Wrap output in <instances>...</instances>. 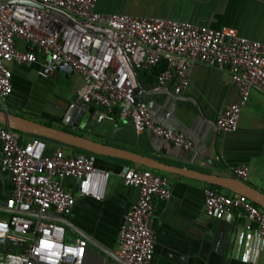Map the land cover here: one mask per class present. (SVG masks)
Returning <instances> with one entry per match:
<instances>
[{"label":"built area","instance_id":"2783aa9c","mask_svg":"<svg viewBox=\"0 0 264 264\" xmlns=\"http://www.w3.org/2000/svg\"><path fill=\"white\" fill-rule=\"evenodd\" d=\"M96 2L0 0V109H6L5 100L12 93L10 65L29 67L38 62L39 54H50L51 65L65 63L81 77L76 98L85 105L88 120L113 121L118 111L136 133L147 132L192 151L190 140L156 123L145 101L146 91L136 80L138 72L166 59L158 84L166 88L173 80L172 91L179 95L188 85L193 65L225 70L239 96L217 114L215 125L221 132L236 130L252 89L264 92V43L229 27L211 29L160 17L102 14L95 10ZM22 135L25 138L0 126V166L13 185L5 203L11 215L0 220V239L21 246L16 252L0 253V264H80L85 239L66 242V227L44 217L66 218L84 197L101 201L110 173L96 168L94 154L65 153L36 137L22 140ZM119 174L125 186L138 190V198L122 217L116 256L122 264H150L156 245L151 227L154 201L171 197L168 181L148 169L129 166ZM232 174L245 182L248 169L237 165ZM67 178L76 181L73 190L63 187ZM203 208L209 218L244 217L254 227L253 236L264 239V210L245 198L207 188ZM249 251L246 248L244 258Z\"/></svg>","mask_w":264,"mask_h":264},{"label":"crops","instance_id":"0c3cea01","mask_svg":"<svg viewBox=\"0 0 264 264\" xmlns=\"http://www.w3.org/2000/svg\"><path fill=\"white\" fill-rule=\"evenodd\" d=\"M95 10L102 14L160 17L211 29L229 27L240 36L264 43V0H97ZM38 63L30 68L10 65L13 78L23 80ZM166 68L167 61L162 58L151 69L138 72L136 80L146 91L145 101L156 123L190 140L192 151L174 147L147 132L136 133L131 122L119 115L113 121L95 122L86 118L85 109L78 122H73L71 113L63 122L67 107L82 89L80 76L69 101L50 99L40 92L36 99L27 102L23 111L11 112L7 106L3 110L69 133L81 131L83 137L202 174L235 178L232 168L245 165L248 169L245 182L264 194V92L252 89L236 130L221 132L216 128L215 118L239 96L228 73L195 64L188 71L187 87L175 95L173 80L166 88L158 84V76ZM41 74V77L49 75ZM51 147L70 153L55 143ZM95 165L110 173L104 197L101 201L89 197L76 201L65 218L71 226H65V241L73 243L84 235L98 245L85 240V255L80 264H119L116 256L119 226L138 198V190L125 186L119 172L124 166L142 167L100 156L96 157ZM160 176L167 179L171 197L154 201L151 227L156 245L150 264H264V239L253 236L254 227L244 217L205 215L203 192L210 188L209 184L174 174ZM75 183L69 178L62 181L67 190H73ZM12 189L10 174L0 166V220L11 215L5 203ZM216 191L232 194L225 189ZM248 247L250 251L244 258ZM16 251L11 248L10 252ZM8 252L7 245L0 244V253Z\"/></svg>","mask_w":264,"mask_h":264},{"label":"water","instance_id":"95a60500","mask_svg":"<svg viewBox=\"0 0 264 264\" xmlns=\"http://www.w3.org/2000/svg\"><path fill=\"white\" fill-rule=\"evenodd\" d=\"M34 53L38 55L37 49H34ZM41 67L43 68V72H42L43 75L48 74L49 67L52 69V71H56L57 73H62L65 78L69 77L71 74L74 73L71 67L65 63L60 65H51L50 54H47L45 56L44 61L41 64ZM73 104L70 106V109L66 111L63 118V122H65V119L68 117L70 113L72 114L73 122H78L79 119L81 118L83 111L86 108L85 105L78 104L77 98L73 99ZM69 125H72V122H70ZM0 126L18 132L20 134L36 136L49 141H54L65 146H69L90 154H94L96 156L119 159L148 170H152L160 173H166V174L179 175L186 178L195 179L212 186H217L233 194H237L245 198L252 204L264 210V194L252 188L246 182L241 181L237 178L207 175L199 172L190 171L188 169L169 166L151 157L140 155L125 149L113 147L101 143L99 141L83 137L81 135H76L73 133L60 130L55 127L43 125L38 122L32 121L26 117L10 113L9 111L3 109H0ZM44 218L48 220L56 221L58 223L63 224L64 226L71 227L65 218H60V217H44ZM82 237L85 240H87V242L90 243L91 245L98 247V245L90 238H87L84 235H82ZM0 244L3 247L7 245V249L10 252L11 245L15 244V242L0 239ZM117 262L119 264H122V262L118 259Z\"/></svg>","mask_w":264,"mask_h":264},{"label":"rangeland","instance_id":"374dc122","mask_svg":"<svg viewBox=\"0 0 264 264\" xmlns=\"http://www.w3.org/2000/svg\"><path fill=\"white\" fill-rule=\"evenodd\" d=\"M44 58L45 56L42 54L38 55L37 59L39 63L36 65V69L33 71L29 70L30 72H28V75L25 76L23 80H16L14 78L12 79V93L7 98V100H5V105L9 110H11V112L23 111V108L26 106L27 102H31L32 100L36 99L37 95H40V92H42V94L45 93V96L50 99L63 102L72 99L75 85L80 79L79 75L77 73H73L70 78L67 79L62 73L51 71L48 77H41L40 74L43 72L41 64L43 63ZM35 64L36 63L30 67L34 66ZM92 126H94V124H92ZM73 132L81 136L84 135V133L81 131ZM24 139V135H22V140Z\"/></svg>","mask_w":264,"mask_h":264},{"label":"trees","instance_id":"16d2710c","mask_svg":"<svg viewBox=\"0 0 264 264\" xmlns=\"http://www.w3.org/2000/svg\"><path fill=\"white\" fill-rule=\"evenodd\" d=\"M93 111H94V109L91 108V109H90V112L92 113ZM118 115H119V114H118V111H115V112H114V119H115V117L118 116ZM1 127H2V126H1ZM3 128H4V127H3ZM63 131H66V130H63ZM31 137H36V136H31ZM36 138H39V139L45 141V142L48 144V146H49L50 148H52V147H51L52 144H53V145H54V143H55V144H58V145H60L61 147H63L64 149H66L67 151H69L70 154H77V153L90 154V153H87V152L81 151V150L76 149V148H72V147H69V146L62 145V144L57 143V142H54V141H49V140H46V139H43V138H40V137H36ZM53 148H54V147H53ZM141 169H145V168H141ZM150 171H152V170H150ZM152 172L155 173V174L165 175V173H160V172H156V171H152ZM209 187L212 188V189H216V190H223L222 188L217 187V186L209 185ZM11 248L14 249V250H15V249L19 250V249H21V246H20L18 243H15V244H12V245H11Z\"/></svg>","mask_w":264,"mask_h":264},{"label":"flooded vegetation","instance_id":"af4514ba","mask_svg":"<svg viewBox=\"0 0 264 264\" xmlns=\"http://www.w3.org/2000/svg\"><path fill=\"white\" fill-rule=\"evenodd\" d=\"M70 106H71V105H69L67 108L70 109Z\"/></svg>","mask_w":264,"mask_h":264}]
</instances>
